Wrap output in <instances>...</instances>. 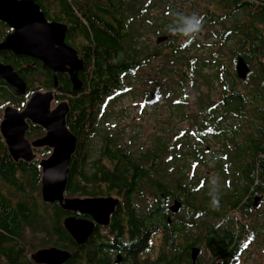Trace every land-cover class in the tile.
Here are the masks:
<instances>
[{"label":"trees","instance_id":"trees-1","mask_svg":"<svg viewBox=\"0 0 264 264\" xmlns=\"http://www.w3.org/2000/svg\"><path fill=\"white\" fill-rule=\"evenodd\" d=\"M34 1L46 19L67 27L65 41L83 62V71L78 74L82 83L80 91L72 90L66 74H58L56 78L54 103H68L66 126L77 139L76 152L68 168L65 197L121 198L119 206L125 203L131 216L126 225V233L130 236L125 247L136 256L147 252L154 227L163 222V219L151 220V207L147 205L152 198H155L153 202H162L161 193L180 196L185 204H198L203 208L197 209L202 210L207 219L248 212L246 205L238 207L241 197L230 203L231 195H225L226 190L231 189L225 183L228 179L225 174L222 173V183L205 184L201 190L197 175L187 171L195 170L199 162L208 168L202 159L206 151L198 150L194 143L206 138L213 123L219 126L216 113L210 108L222 105L247 117L246 122H250V133L238 135L228 144L236 154H248L249 159H213L215 168H232L236 171L235 177L241 178L254 193H264V0H205L203 8H197V15L203 18L202 30L191 40L172 35L169 28L178 14H182L179 9L184 3L189 2L194 8L196 0ZM0 32L5 34L9 29L0 23ZM159 37H167V40L153 44L151 38L156 41ZM231 44L234 45L230 47ZM235 45L237 49H233ZM206 49L210 53L204 57ZM225 49L230 53L228 61H223ZM235 55L242 56L250 69L245 81L237 79L231 67ZM9 62L31 94L54 89L53 73L44 71L32 59L12 55ZM146 68L153 69L156 81L153 90L144 94V104L151 100V105L166 106L176 116H185L192 112L191 107L202 105L209 119L200 124L194 120L189 134L187 130H180L173 134L172 140L171 133L164 138L156 136L146 147L142 143L137 147L132 141L123 144L119 133L103 132L102 119L107 106L129 92V85ZM206 69L212 70V74L205 72ZM214 89L230 94H221L222 102L215 104L211 95ZM21 99L22 103L26 100ZM218 129H214L213 139L218 140ZM30 130L33 138L43 134L39 128ZM96 138H99L97 154L93 151ZM184 149H189L187 154L194 158L191 162L181 158L187 155ZM223 151L227 154L226 146ZM94 152L96 157L88 172L86 168ZM39 156L47 157V149L39 150ZM37 163L38 159L29 164L15 163L0 136V186L7 189V193L0 189V255H3L4 264H30L23 260L25 252L42 246L41 241L38 246L23 241L22 230L26 224L35 233L43 228L47 245L52 244V234L58 237L61 247L74 246L63 227V220L69 213L61 210L58 204L41 201V172ZM137 202L145 204L140 214L136 211ZM117 220L116 214L113 220L116 238L123 234ZM234 226L223 228L221 234L213 223L207 224L206 248L217 252L221 247L219 238L222 245L233 239ZM256 230L260 236L264 235V224ZM90 247L98 251L103 249L99 242L77 247L82 251L77 257L79 263L102 264L98 253L95 258L88 256L86 251ZM150 264L177 263L171 259V262L158 260Z\"/></svg>","mask_w":264,"mask_h":264},{"label":"water","instance_id":"water-1","mask_svg":"<svg viewBox=\"0 0 264 264\" xmlns=\"http://www.w3.org/2000/svg\"><path fill=\"white\" fill-rule=\"evenodd\" d=\"M0 22L12 32L0 43V51L11 52L38 62L43 70L53 73L54 89L57 75L67 74L74 92L80 91L82 83L78 73L83 70V62L74 49L65 44L67 27L58 22H48L34 0H0ZM167 37H159L155 44L164 43ZM250 69L238 57L235 74L244 81ZM0 80L11 88L16 96L26 94V83L9 66L0 65ZM54 90L33 92L21 111L7 106L0 122V136L9 157L18 162L30 163L36 156L32 149L47 148L50 155L42 159L40 167V197L44 204H58L68 213L89 216L98 226L108 225L109 217L119 205L112 197L66 198L68 168L76 152L77 139L66 126L69 106L61 101L52 110ZM29 124L44 130V135L31 143L25 138ZM179 204L172 210L177 211ZM65 231L78 246L83 245L92 233L93 224L86 220L66 217L63 220ZM70 255L55 248L38 250L31 255L35 264H64Z\"/></svg>","mask_w":264,"mask_h":264},{"label":"flooded vegetation","instance_id":"flooded-vegetation-1","mask_svg":"<svg viewBox=\"0 0 264 264\" xmlns=\"http://www.w3.org/2000/svg\"><path fill=\"white\" fill-rule=\"evenodd\" d=\"M47 21L53 22V21H49L48 19ZM11 32L12 31L10 29H9V32L5 34H3V32H0V43L3 41L5 36L10 34ZM199 35L201 36V33ZM65 40H66V37H65ZM65 44L69 46L66 43V41H65ZM12 55L13 54L11 52L0 51V65L9 66L13 69L15 73H17L14 67L12 66V64H10L9 62L10 58H12ZM15 57H23V56H15ZM77 57H78V54H77ZM238 57L243 58L240 55H235L233 57L234 58L233 59L234 74H235V62ZM44 71H47V70H44ZM17 74L21 78L20 74L19 73ZM53 90H54V100H55L56 91L55 89ZM48 91H39V92L44 93ZM216 92L217 91H212L211 93L215 94ZM223 93L230 94L229 91L218 90V97L215 100L216 102L215 104L222 102L221 94ZM30 95L31 93L27 89L26 94L24 96H20V97L16 96L13 90L9 88L8 86H6V84L2 80H0V122L2 120L3 110L5 107L11 106L17 109L18 111H21L24 108L26 102L28 101ZM9 97L11 98V101L7 102L6 99ZM21 98H26V100L22 103ZM54 100L52 103L55 104L56 106L58 103L57 104L54 103ZM210 109H213V111H215L216 113L215 115L217 116L216 118L219 120V126L213 123L212 127L206 132L208 133L206 138L203 137L202 140L195 141L194 144L197 146L198 150L201 149L203 151H206V154L202 156V159L206 158V156L210 157L212 155L211 146L208 145L209 142L211 141L220 142V152H221V154L219 155L213 154V156L210 158L211 161H214V160L234 161L236 159H242V160L249 159L248 154H236L232 149L228 147V144H230L229 141H231V139L236 140L238 135L242 136V135H247L248 133H250V128H249L250 122H246L245 120L247 119V117L239 116L238 113L233 112L231 108L224 107L222 105H214ZM190 110L192 111L190 112L191 117L188 116L187 122H186V123H189V126L183 129V131L187 130L188 134L191 130L190 127H193L192 125H193L194 120H197V122L200 124V123H203L205 120L209 119L208 116L206 117V114H205L206 109H204L202 105H199L198 107L193 106L190 108ZM34 128L41 129L38 126H32L29 124V128H28V131L26 132L25 138L30 143L38 138H41L44 135V130L41 129L43 131V134L40 137L33 138L30 135L32 134V130L30 129H34ZM217 128H219L218 130H220V132H218L219 134L218 140L213 139V136H212L214 134L213 133L214 129H217ZM238 129L240 130V132H236ZM225 146H226L227 154H225L226 152L223 151V147ZM43 149H47V148H43ZM39 150H42V149H32L33 154L38 156ZM47 153L49 156L51 153V150L47 149ZM184 157L186 158L191 157V159H194L190 154H187L186 156L184 155L181 156V158H184ZM45 158H42V159H45ZM42 159L38 160L37 164H39V162ZM20 161L23 162L22 160H19L18 162ZM18 162H15V163H18ZM26 164H29V163H26ZM187 173H189L190 175L191 174L196 175L197 172L195 169V170H188ZM222 173L228 175L229 171L228 169H222L220 171L218 170V175H219L218 184L222 183V179H221ZM235 175H236V171L232 170L231 180L228 178L227 181L225 182L227 185L231 186V189H227L226 194H225V195H231L230 203L234 201L236 198L241 197V201L238 207H241L242 205H246L245 209H247L248 211L251 210V208L258 206L259 202L264 205V193H259V192L254 193L251 187L248 188L245 182L241 178L240 179L236 178ZM196 181L199 183L200 188L202 190L204 188V185L206 184V178L204 177L197 178ZM0 189L3 190V192L7 191V189L3 185L0 186ZM250 196L251 198H249ZM106 197H112L114 199H117L120 204L121 198H118L115 196H106ZM88 198H103V197H88ZM159 198L160 200H162V202H158V201L153 202L155 198H152L150 202L147 203V205L151 207V210L149 212L150 216L153 217V219L151 220L158 222V221H162L163 219V222H160L158 226L154 227V233L151 234L152 236L148 239V250L147 252L140 254V256H136V254L128 250L127 247H125L126 239L127 237L130 236L126 233V225L128 224L131 216L129 215V210L127 209L126 204L124 203L122 207L118 205L114 209V212L109 217L108 225L105 227L98 226L89 216H81L79 213H75V214L69 213V215L66 217L70 216L76 219L86 220L90 222L91 224H93L92 233L90 234L87 241L81 246L76 245L66 231L65 232L67 233L68 237L71 239V241L74 244L73 247L72 246L68 247V245H66V247H61L58 237L52 234H51V236L53 237L52 244L47 245L45 242L46 233L44 232L45 230L42 228L40 231V239H41L42 246L33 252H29V253L25 252L26 257L23 256V260H25L26 262L30 264H35L31 260L32 254H34L38 250L55 248L57 250L67 252L70 255V258L64 264H84L83 262L79 263V259L77 257H80L82 255V251L78 250L77 247H82L85 245L92 246L95 242H99L103 245V249L101 251H98V249H93L92 247H90L87 249L86 253L88 254V256H91V255H92L91 257L94 256V258L96 257L98 253L101 256L100 261L102 262V264H142V262H145V264H150V263L157 262L158 260L161 263L165 261L171 262V259H174L177 264H237L241 256L246 252L250 243L253 241V233L251 232L249 233L247 226L246 228L243 229L242 224L234 223L235 231H234L233 239L230 241L228 240V242L222 245V241L219 238L218 244H220L221 247L217 249V252L214 253V250L206 248L207 246L206 244L207 242L206 225L213 223L217 231L222 234L223 228H230L232 219L229 218L228 216L221 217V218L217 217L213 219H207L203 211L200 209H197V208L202 209L203 207H198V204H194V203L185 204L183 203L180 196L175 197V195L172 196V195H168L167 193L165 194L161 193ZM81 199H84V198H81ZM142 204L143 203L140 204L139 202L136 203V206L138 208L136 211L139 214L142 211L141 209H143V205L145 206V204L143 205ZM174 204H179V209L176 212L172 210ZM222 204H224L225 206L226 202L223 201ZM222 209H224V207ZM116 214L118 215V220H117L119 223L118 228L123 233L121 235H118L117 238H116V233H115L116 230L113 227V220ZM139 220L140 219H137V221ZM261 224L262 225L264 224V212L262 214ZM261 224H259L258 226H260ZM242 230L243 232L241 234L240 231ZM30 231L32 230L29 229V226L26 224L22 230V237H23V234L25 235L29 233ZM220 237L222 236L220 235ZM172 238L173 240L171 241ZM261 239L264 240V235H261ZM164 254H165V257H162ZM1 255H0V264H4L3 255L2 256ZM91 262L93 263L94 261H91Z\"/></svg>","mask_w":264,"mask_h":264},{"label":"rangeland","instance_id":"rangeland-1","mask_svg":"<svg viewBox=\"0 0 264 264\" xmlns=\"http://www.w3.org/2000/svg\"><path fill=\"white\" fill-rule=\"evenodd\" d=\"M204 2L205 0H196L194 6L195 9L191 8L193 6H190L189 2H186L184 3L182 9H179V11H181L184 15H191L193 13L197 14V8H203ZM151 40L154 44L155 38H151ZM232 45L234 44H231L230 47H232ZM237 48V45L233 46V49ZM209 53L210 52L207 49L204 50V57H207ZM222 55L223 61L229 60L230 53L228 49H225ZM205 72L212 74L213 71L206 69ZM154 76L153 69L151 71L147 68L144 69L143 72H140L138 79L135 81L133 80L131 85H129V88H127L129 89V92L112 100L111 105H108L106 108L104 114L105 117L102 119L103 132L105 130H110V132L119 133L124 140L123 144L127 143L128 145L129 141H132V143L136 144L137 147H139L141 143L144 144V147H146L151 145V140L156 136H161L164 138L169 135V133H171L170 140H172L174 139L173 136L176 135L177 132L189 126V123L186 122L188 116L191 117L190 112L186 113L185 116H176L171 114L169 108L166 106H160L157 104L151 105V100H147L146 104H144V94L151 92L154 88V81H156ZM213 91H217L215 94L211 93L213 96V101H215L218 97V90L214 89ZM54 107L55 104L52 103L51 109ZM98 140L99 138H96L93 141V151H95L96 154L99 145ZM208 145L211 146V154H221L220 142L211 141ZM190 151L193 152L194 149L192 148ZM95 152L92 154V158L88 162L86 168L88 172H90V168L92 167L90 163L95 160ZM184 153L187 154L188 150L184 149ZM183 155L186 156L185 154ZM211 156H206V158L203 159L208 168L204 165H201L200 162L199 166H196L197 178H206V185L217 184L219 182L218 169L215 168L214 161L210 160ZM36 159L40 160L42 158L38 155L36 156ZM190 159L191 157L188 158V160ZM191 161L192 160L189 162ZM232 170V168L228 169V175L225 174V176L230 180ZM5 193L7 192L5 191ZM258 204V206L251 208V210L245 214H228V217L232 219L231 224L238 223L247 226L248 231L253 233V241L250 243L246 252L241 256L237 264H264V240L261 239L259 232L256 230L258 225L262 222L264 205L260 202ZM22 238L26 244L31 243L33 246H38L41 241L40 233H35L33 231H30L25 235L23 234Z\"/></svg>","mask_w":264,"mask_h":264},{"label":"clouds","instance_id":"clouds-1","mask_svg":"<svg viewBox=\"0 0 264 264\" xmlns=\"http://www.w3.org/2000/svg\"><path fill=\"white\" fill-rule=\"evenodd\" d=\"M203 18L193 13L191 15L178 14L169 31L172 35H178L189 40L194 39L202 30Z\"/></svg>","mask_w":264,"mask_h":264}]
</instances>
